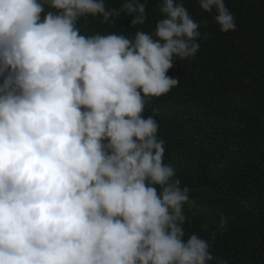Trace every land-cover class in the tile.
Wrapping results in <instances>:
<instances>
[{
  "label": "clouds",
  "instance_id": "obj_1",
  "mask_svg": "<svg viewBox=\"0 0 264 264\" xmlns=\"http://www.w3.org/2000/svg\"><path fill=\"white\" fill-rule=\"evenodd\" d=\"M146 7L0 0V264H223L207 240L186 236L189 190L144 115L178 86L168 70L195 57L199 24L182 0H162L151 34L78 27L121 13L143 25ZM199 7L235 31L225 0Z\"/></svg>",
  "mask_w": 264,
  "mask_h": 264
},
{
  "label": "trees",
  "instance_id": "obj_2",
  "mask_svg": "<svg viewBox=\"0 0 264 264\" xmlns=\"http://www.w3.org/2000/svg\"><path fill=\"white\" fill-rule=\"evenodd\" d=\"M124 2L105 0L115 9ZM141 2L143 25L132 26L133 16L121 13L110 23L82 18L78 27L86 36L154 33L162 0ZM182 2L199 24L201 47L194 58L173 60L167 75L178 86L148 101L144 115L157 120L165 163L189 190L186 236L207 240L223 264H264V0H225L236 24L228 33L220 31L214 9L205 13L199 0Z\"/></svg>",
  "mask_w": 264,
  "mask_h": 264
}]
</instances>
